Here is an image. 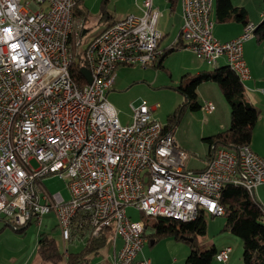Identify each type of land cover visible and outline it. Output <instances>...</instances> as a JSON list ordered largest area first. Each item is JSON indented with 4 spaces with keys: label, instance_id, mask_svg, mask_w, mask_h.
I'll return each instance as SVG.
<instances>
[{
    "label": "built area",
    "instance_id": "built-area-1",
    "mask_svg": "<svg viewBox=\"0 0 264 264\" xmlns=\"http://www.w3.org/2000/svg\"><path fill=\"white\" fill-rule=\"evenodd\" d=\"M185 47L209 63L226 55L240 78L249 69L243 44L252 36L245 24L229 40L213 34L210 0H181ZM81 0H0V219L40 224L55 212L64 240L87 232L113 233L123 244L114 264L137 262L145 225L127 212L136 207L184 213L187 221L205 214H225L220 202L227 182L256 195L264 183V156L249 143L214 150L203 169H188L187 154L177 147L174 129L166 128L140 98L132 103V120L122 123L107 94L120 64L155 65L166 52L157 29L159 11L144 0L143 14L115 20L81 50L85 19L75 13ZM82 52L91 74L72 68ZM84 85V92H76ZM212 111L211 102L203 105ZM36 160L37 166L32 164ZM47 175L66 181L69 197L51 192ZM80 206V217H73ZM231 246L217 252L227 260Z\"/></svg>",
    "mask_w": 264,
    "mask_h": 264
},
{
    "label": "crops",
    "instance_id": "crops-1",
    "mask_svg": "<svg viewBox=\"0 0 264 264\" xmlns=\"http://www.w3.org/2000/svg\"><path fill=\"white\" fill-rule=\"evenodd\" d=\"M86 1L88 0H81V2L78 5V12L76 14L79 18L85 19V29H84L85 32L83 31V35L87 33L90 29L88 25L86 27L87 10L85 8H82V3ZM232 1H233L234 6L242 7L245 9L246 20L252 21L257 25L264 19V8L262 7V4L260 3L261 0H232ZM143 4H144V0H119V5L118 7L116 6V8L121 10L120 15H118L119 17H116L115 19L111 21L105 22L106 19L112 17L113 16L112 14L116 12L108 11V9H106L107 8L106 0H102L101 5H100L101 11L104 8L106 12L108 13V17L101 20L100 19L102 16V13H101L98 22L103 24V26H102V29L98 33H100L105 27L113 23L115 20L124 18L129 14H136V15L143 14ZM213 4L215 6L216 0H213ZM153 5L159 11V16L157 18V29L161 34V45L162 47L166 49L173 48L172 51H166L167 53L165 52L163 57L160 58L159 60L161 61L159 62V64L160 63L162 64V67L160 66V68H164L166 71L169 72V69L166 66H164V64H165V61H167L170 58V56L185 55L186 52H189V53H192V52L195 53V52L185 47L182 40L180 39V32H181V28L183 25L182 1L174 0L173 2H171L170 0H153ZM212 16L215 21L214 28H213V34L217 38L223 41L234 38L238 36L240 33H242L244 29V25L246 23L236 18L235 16H232L225 21H216V10L214 12V9L212 12ZM243 56L247 64V67L249 69L248 77L245 78L244 80L241 79L245 86L244 96L254 106L259 108L260 115H262V119H263L264 118V40L258 41L254 33V35L251 38L247 39L243 44ZM159 64H155L152 66L159 67ZM120 65H126V64H120ZM223 65H229L226 55H221L219 58H217V61L214 63H209V62L207 63L206 61H204V59H202V61H198L195 59L193 61L184 62L182 69L187 70V73L189 74H194L201 70H211L216 67L223 66ZM119 66H117V68ZM117 77H118V74H116L115 81L117 80ZM115 81H114L112 88L109 90L107 97L111 94V91L114 90ZM211 81H214V80L204 81L197 88L198 99L201 103V108L199 109L206 111L203 108V105L206 102H211L214 106V109L212 111L210 112L206 111V113L209 116H207L205 121L202 122L201 135L204 136L203 138H207L218 131L228 128L230 125V121H231V120L229 121L228 119H226L227 117L226 107H228L227 100H226V97L220 85L215 84L216 81L215 83ZM117 96H118V93H115L114 97L116 98ZM150 106L152 107V112L154 115V110H156L158 104H154ZM260 115H259V118H260ZM259 118L253 129L251 142L249 144L252 146V148L257 153L264 156V144H260L258 142V140H260V135L264 132L262 130V128L264 127V123L260 124ZM263 122H264V119H263ZM175 140L178 145V141L176 138ZM178 146L180 149L183 148L180 145ZM208 159H209V155L206 159V163L200 169H203L206 166ZM200 169H195V170H200ZM255 194H256L255 197L263 204V207H264V183H261L257 186ZM49 213L51 214V212ZM47 214H45L44 216H46ZM209 215L213 217L219 216V215H212V214H209ZM44 216L40 224L36 223L39 227L43 225L45 219H47L48 224L52 220H55L56 226L60 230V227L58 225L57 216L54 217L53 214L49 215L47 218H45ZM1 219L4 221V223H0V235L2 234L1 232L2 230L5 229V227L10 226L12 228V226L9 225L5 219L3 218ZM30 224H32V222L24 227V231H19L15 228H12L16 230L17 233L20 234L19 235L16 233V235H19L16 240L18 247H11L10 245H8V243L4 241V239L2 243L0 242V264H8L10 263V259L14 257L16 259L14 264H34V263L40 264L41 263L40 259L43 262L41 264H53L52 262L44 261L38 252L37 247H38L39 235H38V238L36 240V245H34L33 250H26L24 248L27 246L29 247L31 244L29 242H26L27 235L25 232L27 227ZM210 226L211 225L207 224L208 228ZM221 226L222 225H220V227ZM206 232H207V229H206ZM105 236L107 238V241L110 240L111 242L109 257L107 256L100 257V258L97 257L100 250L107 245V242H106V244L99 250L97 254L91 255L89 257L87 264H114V254L122 246L123 240L121 236L114 235L113 233H109V234L107 233ZM144 236H145V241L143 243L140 253L137 256V260H136L137 262L143 260L144 258H149L151 261V264H186L185 263L186 257L191 251V246L189 243V241H191L190 239H192L191 237L190 238L185 237L184 239H181L173 235H165V236L158 237V238H150V236L147 233L144 234ZM61 237H62V234H61ZM90 237H93V236H90L89 233L84 232V231L74 234L70 240H64L62 237V241H70L71 243L69 246L68 245L66 246V250L60 249L63 253L64 259L59 264H66L67 258L69 257L70 253L76 252L82 249ZM198 240L200 241L199 236H198ZM74 241H76L77 243L81 242L82 243L81 246H79L76 249H71L72 246L75 244ZM148 241H150V247L144 250L145 244ZM163 242L165 243L167 247L165 253H162L159 248L160 246L159 244ZM213 246H215L217 250L214 255V257L217 258L216 254L222 248L217 247V245L215 244ZM232 251H233V248H232ZM232 251L230 252V255L227 260H220L222 264H241L240 261L236 262L234 258L231 257ZM35 260L37 263L35 262Z\"/></svg>",
    "mask_w": 264,
    "mask_h": 264
},
{
    "label": "trees",
    "instance_id": "trees-1",
    "mask_svg": "<svg viewBox=\"0 0 264 264\" xmlns=\"http://www.w3.org/2000/svg\"><path fill=\"white\" fill-rule=\"evenodd\" d=\"M173 2L174 0H170ZM79 5V4H78ZM78 5L75 13L78 12ZM216 10V21H225L232 16L248 22L246 11L242 7L234 6L232 0H216L214 6ZM108 17V13L103 8L101 20ZM214 19V18H213ZM246 24V23H245ZM255 37L258 41L264 40V19L254 28ZM174 47V46H173ZM172 48V47H171ZM167 49L166 51H172ZM167 53V52H166ZM158 63L156 64H159ZM86 65L83 53H78L72 71L75 77L82 81L80 68ZM162 64H159V67ZM230 65H223L211 70H201L194 74H185L184 79L178 89L184 95V103L178 111L168 117L170 120L165 124L166 128H173L179 121L180 113L184 108H201L198 99L197 88L207 80H214L220 85L226 100L231 108V121L228 128L214 133L206 138L210 144L209 158L215 149L219 147H233L250 143L253 129L259 118L260 110L254 106L245 96V86L243 79ZM84 81V80H83ZM220 202L225 208L226 223L224 230H229L238 235L243 240V262L244 264H264V207L263 204L250 191L241 184L227 182L222 189ZM145 234L150 238H158L165 235H173L177 238H192L189 241L191 251L186 257V264H211L216 253L215 246L208 249H201L198 236L206 233V214L201 212L197 218L190 221H183L173 217L156 216L153 221L145 219ZM152 225L155 231L148 233L149 226ZM24 227L15 228L24 231ZM106 234L99 237H90L85 246L76 252H71L66 264H87L91 255L97 254L106 244ZM38 252L44 261L59 264L63 261V253L59 248L57 239L48 232H40L38 240Z\"/></svg>",
    "mask_w": 264,
    "mask_h": 264
},
{
    "label": "rangeland",
    "instance_id": "rangeland-1",
    "mask_svg": "<svg viewBox=\"0 0 264 264\" xmlns=\"http://www.w3.org/2000/svg\"><path fill=\"white\" fill-rule=\"evenodd\" d=\"M101 1L102 0H88L82 3V8H85L87 10L86 27L88 25L90 29L83 35L82 44L80 46L81 50H84L88 42L102 29L103 24L98 22L102 13L100 8ZM260 3L264 8V0H261ZM106 5V9H108V11L116 13H113V16L106 19L105 22L119 17L118 15H120L121 10L116 8V6L118 7L119 5V0H106ZM195 59L198 61H202V59L198 58V56L193 52H186L185 55H172L167 61H165L164 64V66L169 69V72L164 68L153 67L152 65L146 67H143L140 64L120 65L116 69V74H118V77L115 81L114 90L111 91L108 99L117 109L121 122H131L133 113L131 106L132 102H134L136 99L143 98L150 105L158 104L156 110H154V115L163 124H167L170 121L168 120V117L178 111L180 106L184 103V96L178 89V86L183 81L182 79H184L183 76L187 73V70L182 69L184 62L193 61ZM242 79L244 80V78ZM211 82L215 83V81ZM215 84L218 83L216 82ZM115 93H118V96L116 98L114 97ZM227 106L226 119L230 121L231 108L228 101ZM207 116L209 115L202 109L193 110L187 107L184 108V110L180 113L179 121L175 124V126H172L174 129V137L177 139L178 145L183 147L181 149L184 150L187 154V158L184 160V165L188 169L202 168L206 163V159L209 155L210 144L206 140V138H203L204 136L201 135V125L202 122L205 121ZM263 119L262 115H260V124L264 123ZM262 130L264 131V127L262 128ZM258 142L260 144H264V132L260 135V140H258ZM178 145L177 147L179 148ZM32 164L34 166H37L38 163L36 162V160H32ZM43 181L51 192L61 191L65 197H69V191L66 186V181L59 175H47L46 177H44ZM126 209L128 215L132 219H137V223H141L142 221H145V219H151V221L154 220V217H145L143 213L136 207L127 206ZM51 214L56 217L55 212L52 211ZM51 214L48 213L44 217L47 218ZM0 220V223H4L2 219ZM206 220L207 224L211 226L209 228L207 227L206 233L199 235V245L201 249L205 250L211 248L214 244L217 245V247L221 248L225 246H231L233 248L231 257L234 258L236 262L240 261L241 264H244L243 240L233 232L223 229L226 223V217H213L207 214ZM220 225L222 226L220 227ZM20 227L21 226H15V228ZM12 228L10 226H7L4 230H2V234L0 235V242L2 243L4 239V241L11 247H18L16 240L20 234ZM43 231L50 232L56 237L59 248L61 250H66V246H69L71 243L70 241H62L61 233L59 228L56 226L55 220H52L48 224L47 219H45L41 227H39L34 222L27 227L25 231L27 235L26 242H29L31 244L29 247L27 246L24 248L26 250H33L34 245H36V240L39 233ZM148 231V233H152L155 231V228L150 225ZM16 233L19 235H16ZM74 243L75 244L71 249H76L82 244L81 242L77 243L76 241H74ZM110 244L111 242L110 240H108L107 245L100 250L97 257H109ZM159 245L158 246L161 252L165 253L167 249L165 243L163 242ZM148 247H150V241L145 244L144 250H146ZM15 261V257L11 258L10 263L8 264H14ZM40 262L43 263L41 259ZM219 263L222 264L220 260L214 257L212 264Z\"/></svg>",
    "mask_w": 264,
    "mask_h": 264
},
{
    "label": "bare ground",
    "instance_id": "bare-ground-1",
    "mask_svg": "<svg viewBox=\"0 0 264 264\" xmlns=\"http://www.w3.org/2000/svg\"><path fill=\"white\" fill-rule=\"evenodd\" d=\"M212 12H213V0H210ZM213 19V16H212ZM213 24H215V21L213 19ZM246 24H253L252 21L246 22ZM254 26L256 24L254 23ZM254 28L247 29V36H253L254 35ZM76 92H84V85H76ZM146 215H156V216H167V217H173L177 218L183 221H187V216L184 215V213H174V212H166L163 210H156V208H146ZM73 217H80V206H73ZM138 225H145V222L142 221L141 223H137ZM27 224H15L16 227L18 226H26Z\"/></svg>",
    "mask_w": 264,
    "mask_h": 264
},
{
    "label": "water",
    "instance_id": "water-1",
    "mask_svg": "<svg viewBox=\"0 0 264 264\" xmlns=\"http://www.w3.org/2000/svg\"><path fill=\"white\" fill-rule=\"evenodd\" d=\"M81 72L89 81H91V74H90V71L87 67H82Z\"/></svg>",
    "mask_w": 264,
    "mask_h": 264
}]
</instances>
